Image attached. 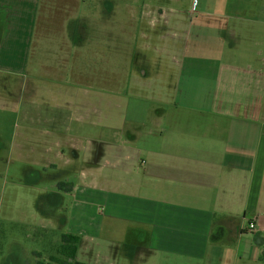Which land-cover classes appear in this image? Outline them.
Wrapping results in <instances>:
<instances>
[{"label": "crops", "instance_id": "0c3cea01", "mask_svg": "<svg viewBox=\"0 0 264 264\" xmlns=\"http://www.w3.org/2000/svg\"><path fill=\"white\" fill-rule=\"evenodd\" d=\"M55 1L0 0V69L26 74L44 5ZM248 2L250 11L226 17L240 21L224 29L232 44L213 59L182 61L175 93L150 108L147 125L110 126L115 141L90 138L83 151L96 147L99 157L90 149L77 182L40 193L33 226L44 237H29V247L11 234L12 224L27 222L6 209L1 262L61 257L56 245L71 234L80 237L77 261L87 264H264V0ZM241 35L252 44L243 51ZM16 50L24 56L7 63ZM87 93L84 117L96 126ZM112 98L100 94V122H113ZM76 140L56 145L69 168L80 158Z\"/></svg>", "mask_w": 264, "mask_h": 264}, {"label": "rangeland", "instance_id": "374dc122", "mask_svg": "<svg viewBox=\"0 0 264 264\" xmlns=\"http://www.w3.org/2000/svg\"><path fill=\"white\" fill-rule=\"evenodd\" d=\"M253 6L248 0H56L45 4L26 74L0 69V241L10 229L5 214L10 207L9 214L27 222L20 228L12 224L11 234L22 237L29 247L33 244L29 237L33 242L44 237L33 226L40 222V193L52 191L57 181L59 186L77 182L78 170L91 157L90 149H94L92 157H99L96 147L83 151L90 138L101 135L115 141L110 126L120 128L135 121L147 125L150 108L175 93L181 62L218 56L217 49L232 44L225 31L226 17L244 15ZM237 30L241 34L242 29ZM240 38L242 51L252 45L245 35ZM23 54L12 51V61L7 63H18ZM87 91L92 92L96 126L89 116L84 117ZM105 91L114 97L107 107L114 119L111 123L99 119V96ZM67 137L81 142L80 152L75 153L80 158L70 168L69 157L58 156L62 150L56 147ZM65 152L74 155L68 148ZM49 161L59 169L46 166ZM67 201L74 203L75 196L69 195ZM60 247L61 242L55 255ZM44 262L50 259L45 257Z\"/></svg>", "mask_w": 264, "mask_h": 264}, {"label": "trees", "instance_id": "16d2710c", "mask_svg": "<svg viewBox=\"0 0 264 264\" xmlns=\"http://www.w3.org/2000/svg\"><path fill=\"white\" fill-rule=\"evenodd\" d=\"M62 244L60 247L59 255L61 257H51L48 264H87L77 261L78 246L80 243V237L77 235H62ZM264 260V255L262 257ZM38 264H44L38 262Z\"/></svg>", "mask_w": 264, "mask_h": 264}, {"label": "built area", "instance_id": "2783aa9c", "mask_svg": "<svg viewBox=\"0 0 264 264\" xmlns=\"http://www.w3.org/2000/svg\"><path fill=\"white\" fill-rule=\"evenodd\" d=\"M251 229H254V225L253 224H251Z\"/></svg>", "mask_w": 264, "mask_h": 264}]
</instances>
